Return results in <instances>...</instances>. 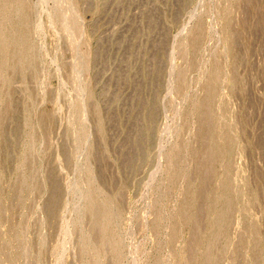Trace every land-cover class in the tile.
Wrapping results in <instances>:
<instances>
[{
    "label": "rangeland",
    "instance_id": "rangeland-1",
    "mask_svg": "<svg viewBox=\"0 0 264 264\" xmlns=\"http://www.w3.org/2000/svg\"><path fill=\"white\" fill-rule=\"evenodd\" d=\"M0 264H264V0H0Z\"/></svg>",
    "mask_w": 264,
    "mask_h": 264
}]
</instances>
